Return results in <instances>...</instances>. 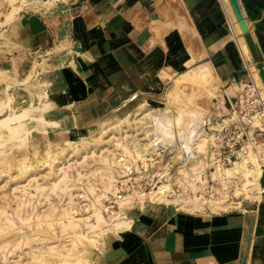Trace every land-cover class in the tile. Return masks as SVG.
I'll list each match as a JSON object with an SVG mask.
<instances>
[{"label": "crops", "instance_id": "obj_1", "mask_svg": "<svg viewBox=\"0 0 264 264\" xmlns=\"http://www.w3.org/2000/svg\"><path fill=\"white\" fill-rule=\"evenodd\" d=\"M63 1L51 8L26 0L8 20L10 9L0 10V70L7 71L0 90L10 82L11 95L26 84L18 93L37 107L46 101L36 100L42 87L32 86L41 76L56 97L48 111L32 109L44 124L76 138L117 107L125 108L117 122L144 100L161 114L157 100L175 80L204 70L213 80L203 88L215 94L204 126L227 122L226 98L247 79L241 55L254 67L228 0ZM235 1L264 69V0ZM113 124L110 118L99 127ZM245 199L218 212L207 204L183 212L149 199L131 214L128 230L113 231L94 264H264V198Z\"/></svg>", "mask_w": 264, "mask_h": 264}, {"label": "rangeland", "instance_id": "obj_2", "mask_svg": "<svg viewBox=\"0 0 264 264\" xmlns=\"http://www.w3.org/2000/svg\"><path fill=\"white\" fill-rule=\"evenodd\" d=\"M35 1L51 8L61 7L64 2ZM25 4L26 0H2L0 10L10 9L5 14V20H8L17 7ZM191 75L188 73L175 80L165 98L157 100L165 105L161 114L147 107L145 100L141 103L137 109L148 111L139 114L142 119L134 132L140 142V146L136 145L140 148L138 152L134 151L132 163L126 162V155L115 153L114 158L123 164L120 166L123 170L114 174L108 169L113 175L109 182L103 183L91 178L90 173L104 167L96 154L99 149L115 148L116 138L110 133L105 135V130L110 128L114 134L117 129L120 131L119 124L124 120L122 117L117 122L116 114L120 116L125 108H115L91 132L74 138L63 129L44 124L41 114L33 112L32 109L37 108L48 111L46 102L53 106L56 102V97L47 92L49 87L45 86L41 76L32 86L42 87L35 92V98L39 102L41 98L46 101L37 107H32L31 99L18 93L26 90L28 85L15 88L10 95L6 90L11 83L5 82V87L0 90V264H94L113 231L122 234L124 229L128 230L131 214L160 186H169L166 203L174 204L178 211L187 208L178 207L175 198L187 207L196 198L202 206L207 204L212 212H218L222 207L223 210L237 208L242 200L251 196L264 198V142L246 143L250 152L246 148L241 155L245 154L241 167L246 170L240 171V166L223 160L226 153L212 156L210 130L216 129L217 123L207 128L204 125L210 124L206 115L215 113L210 101L215 94L207 92L203 86L209 87L213 77L202 82L191 79ZM3 76H7V71L0 70L1 80ZM170 84L169 81L165 88ZM204 106L208 107L206 112ZM227 112V118L234 117L228 108ZM29 115L31 119L26 127L23 123ZM33 115L38 118V125L34 123ZM185 115H188L187 120ZM110 118L114 119V124L100 130L102 121ZM123 127L126 128L125 123ZM91 138L94 142L91 149L95 154L89 152L83 158L84 148ZM198 142L200 146H197ZM90 181L93 190L86 187ZM118 195H121L120 199ZM123 198L128 202L119 206ZM211 203L214 208L222 207L214 211ZM202 210L203 207L197 211ZM97 213L102 215V221L97 220ZM70 217L82 219V222L69 229L65 224L72 220Z\"/></svg>", "mask_w": 264, "mask_h": 264}, {"label": "bare ground", "instance_id": "obj_3", "mask_svg": "<svg viewBox=\"0 0 264 264\" xmlns=\"http://www.w3.org/2000/svg\"><path fill=\"white\" fill-rule=\"evenodd\" d=\"M243 37V36H242ZM245 42V41H244ZM235 45H236V47H237V44H236V41H235ZM237 49H238V47H237ZM239 51V50H238ZM240 53V52H239ZM254 74V72L253 73H251V78H252V81L254 82V84L259 88V93L261 94V96H264V86L262 85V83H261V81L259 80V77H258V80L256 81L255 79H254V77L252 76ZM257 74V73H256ZM192 77L195 79V80H201L202 82H203V79H207V78H211L212 77V75L209 73V72H207V71H199V72H193L192 73V75H191V79H192ZM257 78V77H256ZM181 79V78H180ZM194 80V81H195ZM196 82V81H195ZM208 82H209V80H208ZM191 83V82H190ZM182 85H183V83H182ZM242 86V85H241ZM241 86H239V88L237 89V91H239V89L241 88ZM175 87V86H174ZM173 87V88H174ZM176 88V87H175ZM172 89V88H171ZM177 89V88H176ZM170 91V90H169ZM235 96H237V92L236 93H233V94H231L230 96H228V98H226V100H227V108L229 109V105H233V103H231L232 102V100H235ZM145 107V106H144ZM141 108V107H140ZM143 109V108H142ZM148 110L147 109H145V110H140V109H134L133 111H131L130 113H128L124 118H123V122L126 124V128L125 127H123V125H124V123L123 122H121L119 125H120V127H118V128H120V131L118 132V129L116 130L117 131V133L116 134H114V132L115 131H113V130H111L110 128L109 129H106L105 130V135H109L108 133H110V135L112 136V137H114V138H116V144L114 145V149H109V148H106V147H104V149L105 150H103V148H101V149H99V152L98 153H96L98 156H99V160H100V162L102 163V165L104 166L103 168H100L99 170H95V171H92L91 173H90V177L91 178H95V179H98V181L100 182V183H103L104 181H107L108 179H110L111 180V175H113V171L115 172L114 174H119V173H121V171H120V169H122L121 167H122V163L121 164H119L118 163V161H116V158H114V156H115V153H121V154H124V155H126L128 158V160H126V162H128V163H132V162H130V161H132V159L134 158V151H135V153L136 152H138V147L140 146V142H139V140H138V138L135 136V134H134V132H136L138 129H137V125H138V123L141 121V117L139 116V114H143V113H145V112H147ZM185 111V110H184ZM183 111V112H184ZM187 111V110H186ZM188 111H190V108L188 109ZM205 112H206V109H205ZM187 113V112H186ZM193 112H191V114H192ZM193 115V114H192ZM186 116H188V115H185V117ZM234 116V115H233ZM190 117H192L191 115H189V118ZM184 119H188V117H186V118H184ZM185 120V121H186ZM184 121V120H183ZM186 122H188V121H186ZM123 123V124H122ZM182 123V122H181ZM185 123V122H184ZM222 123V122H221ZM221 123H220V125H221ZM220 125H217V128L220 126ZM181 127H182V125H181ZM216 128V127H215ZM216 128V129H217ZM186 135V134H185ZM204 135H205V133H204ZM186 137V136H185ZM185 137H183V138H185ZM106 138V137H105ZM111 139V138H110ZM109 139V140H110ZM203 140H205L204 138H202ZM209 139V138H208ZM208 139H206L205 141H207ZM200 140V142L202 141L201 139H199ZM185 141H186V139H185ZM251 141H253L251 138H248L246 141H245V143H244V145L242 146V150H241V152H239V153H237V155H236V157L233 159V160H231L230 161V163H232L233 165H235L236 167H239V168H241V169H239L240 171L241 170H243V169H245V168H242L241 167V165H243L244 164V162L242 161V158L245 156V154H244V156H241L242 155V153H244V152H246L245 150H246V148L248 149V147H247V145L249 144L248 142H251ZM93 141H92V138H91V140H90V142L85 146V148H84V150H85V152L82 154V156H83V158L86 156V154L87 153H89L90 152V155H94L95 154V152L91 149V147H93ZM146 143V142H145ZM145 143H142L141 142V144H145ZM199 143V142H198ZM197 143V144H198ZM202 143V142H201ZM201 143H199V145H197V146H200V144ZM203 143H205V142H203ZM202 143V144H203ZM246 143H247V145H246ZM136 144H139V146H137ZM211 144H212V142H211ZM252 144V143H251ZM254 144V143H253ZM130 146V147H129ZM252 146H254V145H252ZM255 147V146H254ZM119 148V149H118ZM140 148V147H139ZM196 148V147H195ZM249 149H250V147H249ZM248 149V151L250 152V150ZM114 150V151H113ZM104 151V152H103ZM117 151H119V152H117ZM247 154V153H246ZM249 154V153H248ZM135 155H137V154H135ZM252 154H250V157H252L251 156ZM245 158V157H244ZM254 158V157H253ZM190 159V158H189ZM263 159H264V157H263ZM262 159V160H263ZM196 160V159H195ZM239 160L240 161H242L243 163H241V162H239ZM246 160V159H245ZM194 161V160H193ZM264 161V160H263ZM262 162V161H261ZM113 163H114V165H113ZM195 164H196V162H195ZM194 164V165H195ZM264 164V163H263ZM198 165V164H197ZM109 166H113V168L114 169H116V170H114L112 167L111 168H108ZM117 166V167H116ZM121 166V167H120ZM193 167V166H192ZM245 167V166H244ZM108 169H112L113 171H110V170H108ZM128 169V168H127ZM123 170V169H122ZM246 170V169H245ZM123 173V172H122ZM186 173V172H185ZM110 180H108V182L110 181ZM86 187H87V189L88 188H90V189H92L91 187H93V185H92V182L90 181V182H88V183H86ZM169 186H160L157 190H155V191H153V192H151L150 194H148V197H149V199H151V200H153L152 202H154V201H158V202H168V199L166 198V195H167V193L169 192L168 191V188ZM93 190V189H92ZM92 190L91 191H89L90 193L92 192ZM171 192V191H170ZM96 197V196H95ZM178 197V196H177ZM121 198V196L118 198V199H120ZM178 198H175V199H173V200H176V202L175 203H177V206L178 207H180L181 206V208H184V209H186V210H195V211H197V210H199L200 208L202 209V203L201 202H199L198 200H196V198L194 199V201L191 203V205H190V207H187L184 203H181V202H179V200H177ZM182 199V198H181ZM186 199H188V198H186ZM190 199H192V198H190ZM189 199V200H190ZM127 200V198H123V199H121V201L119 202V206H121L122 204H124V203H127L128 201H126ZM178 203H180V205L178 204ZM211 205H213L212 203L210 204V206ZM214 207H215V205H214ZM213 206H211V209L212 210H214V211H217V210H219V209H221V210H223L224 208L220 205H218L216 208H217V210H216V208H214ZM219 207H222V208H219ZM214 208V209H213ZM219 208V209H218ZM96 213V212H95ZM95 215H98L97 216V220L98 221H102V219H103V217H102V215L100 214V213H97V214H95ZM71 218V217H70ZM72 220L69 222L68 221V223H66L65 225V227H68L69 229L71 228V227H73V226H76L79 222H82V219H80V220H78V219H73V218H71ZM85 219V218H84ZM65 222H67V221H65ZM11 223V222H10ZM118 223V225L119 224H121V222L119 223V222H117Z\"/></svg>", "mask_w": 264, "mask_h": 264}, {"label": "built area", "instance_id": "obj_4", "mask_svg": "<svg viewBox=\"0 0 264 264\" xmlns=\"http://www.w3.org/2000/svg\"><path fill=\"white\" fill-rule=\"evenodd\" d=\"M241 57L244 60L247 79L237 92L233 105H229L228 110L234 117L230 116L226 123H221L217 129L210 130L213 142L210 144L212 156L226 153L223 160L227 163L241 152L248 138L261 144L264 142V96H261L259 88L251 78V73L256 74V69L245 61L244 56ZM120 196L118 195V198Z\"/></svg>", "mask_w": 264, "mask_h": 264}, {"label": "water", "instance_id": "obj_5", "mask_svg": "<svg viewBox=\"0 0 264 264\" xmlns=\"http://www.w3.org/2000/svg\"><path fill=\"white\" fill-rule=\"evenodd\" d=\"M231 6V9L233 11V14L238 22V26L240 29V32L242 33L243 39L245 41L247 50L249 52V55L251 57L252 62L254 63V68L256 69L257 76L259 77V80L261 81L262 85L264 86V69L262 67L261 62L259 61V58L257 56V53L255 51V48L253 46L252 40L249 36V33L247 32V28L242 20L241 14L239 12L237 3L235 0H228ZM234 102V100H232Z\"/></svg>", "mask_w": 264, "mask_h": 264}]
</instances>
